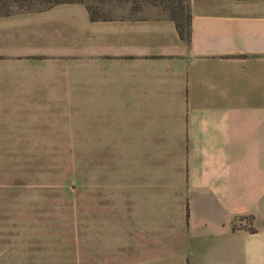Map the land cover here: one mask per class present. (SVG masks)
Wrapping results in <instances>:
<instances>
[{"label": "rangeland", "instance_id": "obj_1", "mask_svg": "<svg viewBox=\"0 0 264 264\" xmlns=\"http://www.w3.org/2000/svg\"><path fill=\"white\" fill-rule=\"evenodd\" d=\"M55 1L0 0V264H184L177 211L152 190L176 149L141 146L125 56L88 26L152 3Z\"/></svg>", "mask_w": 264, "mask_h": 264}, {"label": "crops", "instance_id": "obj_2", "mask_svg": "<svg viewBox=\"0 0 264 264\" xmlns=\"http://www.w3.org/2000/svg\"><path fill=\"white\" fill-rule=\"evenodd\" d=\"M189 11L187 38L153 4L88 26L125 56L123 78L144 101L141 146L176 149L152 190L177 211V255L264 264V0H190Z\"/></svg>", "mask_w": 264, "mask_h": 264}, {"label": "trees", "instance_id": "obj_3", "mask_svg": "<svg viewBox=\"0 0 264 264\" xmlns=\"http://www.w3.org/2000/svg\"><path fill=\"white\" fill-rule=\"evenodd\" d=\"M77 0H56L55 4L63 2H76ZM152 3L153 5H160L166 8L177 24V28L183 38L189 37L190 34V22L191 15L188 8L179 0H145ZM82 2V1H81ZM92 20L107 19L106 16H100L98 14V9L93 8L92 6H87Z\"/></svg>", "mask_w": 264, "mask_h": 264}]
</instances>
